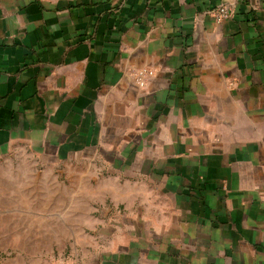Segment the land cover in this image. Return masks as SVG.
Returning a JSON list of instances; mask_svg holds the SVG:
<instances>
[{
  "label": "crops",
  "instance_id": "1",
  "mask_svg": "<svg viewBox=\"0 0 264 264\" xmlns=\"http://www.w3.org/2000/svg\"><path fill=\"white\" fill-rule=\"evenodd\" d=\"M17 148L83 216L8 232L0 264H264V0H0Z\"/></svg>",
  "mask_w": 264,
  "mask_h": 264
},
{
  "label": "rangeland",
  "instance_id": "2",
  "mask_svg": "<svg viewBox=\"0 0 264 264\" xmlns=\"http://www.w3.org/2000/svg\"><path fill=\"white\" fill-rule=\"evenodd\" d=\"M29 155L26 148H17L9 155L0 156V219H7L15 226L18 225L17 220L21 217L22 223L26 224L25 227L22 226V229H0V238L14 239L16 237L18 240V235L11 236L7 233L15 232L16 234L20 230L31 236H50L51 232H55L54 229L40 227L50 226L47 222L51 220L59 222L58 231L65 236L68 232L67 223L74 222V218L83 214H76L69 209L71 206L67 197L55 198L53 188L58 186L59 191L65 190L66 182L59 181L60 184L54 183L53 187H49L46 186L45 181H35L33 174H42L44 167L35 166ZM20 173L22 175L18 176ZM51 207H58V209L51 210Z\"/></svg>",
  "mask_w": 264,
  "mask_h": 264
},
{
  "label": "built area",
  "instance_id": "3",
  "mask_svg": "<svg viewBox=\"0 0 264 264\" xmlns=\"http://www.w3.org/2000/svg\"><path fill=\"white\" fill-rule=\"evenodd\" d=\"M234 15L233 6H222L216 10V19L218 21H224L232 18ZM136 82L141 88H145L149 79L154 75V70L150 68H141L134 73Z\"/></svg>",
  "mask_w": 264,
  "mask_h": 264
}]
</instances>
